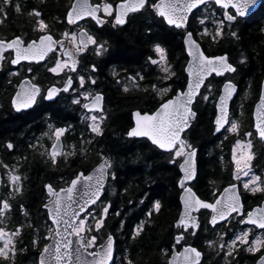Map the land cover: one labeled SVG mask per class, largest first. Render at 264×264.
I'll return each instance as SVG.
<instances>
[{
	"label": "flooded vegetation",
	"instance_id": "flooded-vegetation-1",
	"mask_svg": "<svg viewBox=\"0 0 264 264\" xmlns=\"http://www.w3.org/2000/svg\"><path fill=\"white\" fill-rule=\"evenodd\" d=\"M74 1L76 0H11L5 4L0 0V42L4 44L0 48V57H3L0 58V209H3L5 201L9 204L8 209L0 212V230L5 234V238L0 239V248L2 243L10 239V244L5 248L8 259L0 256V264H39V255L55 231L44 207L54 199L46 186L51 185L59 192L68 187L80 173L86 175L103 158L108 163L109 176L106 185L110 180L112 182L111 197L116 194L113 182L129 171L139 181V207H143L147 221L157 212L154 208L156 202L173 213L169 241L159 248L156 257L158 264H169L173 254L181 253L189 247L201 252L199 264H264V245L259 246L258 251H248L249 245L237 241L231 254L225 255L229 251L228 243L241 232L248 231L249 242L257 236L264 240V229L247 223L249 213H264V191L244 188V183L253 174L261 177V181L257 183L260 188H264V138L255 130L253 116L254 106L261 96L264 67L238 66L239 63H234L226 53L235 71L225 72L221 76L211 74L205 80L192 105L195 115L190 118L189 127L181 133L185 145L190 146L182 150L183 155L175 156V151L180 150L179 143L169 151L157 148L146 138L129 137L127 133L133 125L131 119V125L123 136L132 142L140 141L144 146L124 147L123 152L126 155L121 156V162L116 161V164L109 154L99 150L96 162L89 168L88 165L83 168L82 165L88 161V149H93L94 145L98 149L102 148L97 145V141L105 133L109 121L107 100L118 97L115 87L122 93L151 91L150 97L159 100V105L184 89L187 80V57L184 50L185 58L178 54L173 56L163 43L157 40L148 42L149 38L154 37L153 33L164 31L165 28L177 31L180 29L181 34L184 31L182 28L168 26L163 17L158 15L152 6L158 0H146L142 8L128 12L124 24L115 23L116 6L124 0H86L91 7L100 6L96 16L102 23L98 24L91 16L86 15L76 23L69 24L68 12ZM105 3L112 4L110 16L103 9ZM16 5H19V11L16 10ZM33 10L40 12L39 18L32 14ZM38 19L45 22V29H39ZM82 31L86 32L87 41L91 36L97 43L87 42L84 51L77 56L75 70H72V60L64 54L62 47H70L75 51ZM65 33L69 36L65 37ZM72 33L76 34L75 42L72 41ZM41 35H51L54 41L61 43L56 44L43 60H21L17 64L11 62L16 58L14 49L7 47L11 40L20 37L22 46L27 47L33 41L39 43ZM118 37L130 41V45L135 48H144L136 63L125 66L116 56L119 49H110L109 42ZM99 45H103V51L97 55L95 49ZM156 45L164 49L165 59L162 60L161 69L151 64V59L158 57L154 49ZM57 60L63 63L67 61V66H63L58 73H53L49 69L55 67ZM246 60L242 56L243 62L240 63H245ZM164 67L169 68L168 73L162 70ZM81 76L84 77L83 86L79 79ZM126 77L137 85L135 89L125 85ZM227 81L233 83L236 92L229 103L226 124L215 133L216 101L222 85ZM29 84L40 88L41 92L30 108L16 111L12 99ZM50 87L59 90L51 100L45 98ZM65 87L68 91H63ZM159 88L168 91L159 96L156 92ZM96 95L101 97V110L84 108ZM88 115H103L98 124L100 134L90 129ZM232 122L237 125L235 131L230 130ZM56 128L66 129L59 141L54 135ZM237 141H240L239 145ZM9 143L13 146L11 149L7 147ZM57 143L60 147L56 149L53 163V145ZM234 148L236 158L240 160L239 167L233 159ZM193 150L195 175L191 180H183L181 165L184 164L186 155ZM131 151H135L137 155H128ZM249 155L252 157L250 161L247 160ZM109 160L112 164L111 178ZM245 163L250 168L248 176L240 171ZM141 180H144V185ZM182 181L184 187L181 186ZM106 185L102 197L80 214V218L92 211L106 195ZM252 186L250 184V188ZM184 188H191L199 199L212 204L217 200L226 201L235 195L241 206L239 214L231 213L222 222L212 225V209L198 208L190 212V216L198 222L197 226H178L179 223L176 222L184 212ZM168 193L175 200L174 207L167 208L165 200ZM107 202L110 205L109 200ZM241 219L245 222L240 223ZM106 232L111 233L108 230ZM82 235L86 238V243L88 231ZM34 240L38 241L36 245L33 244ZM102 240L98 237L95 246L87 247L86 250L94 251ZM116 250L115 238L113 264H119L120 260Z\"/></svg>",
	"mask_w": 264,
	"mask_h": 264
},
{
	"label": "snow or ice",
	"instance_id": "snow-or-ice-1",
	"mask_svg": "<svg viewBox=\"0 0 264 264\" xmlns=\"http://www.w3.org/2000/svg\"><path fill=\"white\" fill-rule=\"evenodd\" d=\"M5 4L11 2V0H3ZM206 0H167V3L164 0H161V4L152 5L157 9L158 15L162 16L164 20L167 21L169 25H174L176 28H183L185 22L188 19V14L192 12L193 9H196L198 5L205 4ZM146 3V0H124L123 4H119L116 6V15H115V23L116 24H124V17L130 11H137L142 8ZM217 5H221L223 8H228L231 5L232 8L235 9V12L239 16H243L245 11L251 6L255 5L256 0H215ZM99 5L95 7H91L87 5L86 0H79V3L74 4L72 9L68 12V23L74 24L77 20H80L83 16H91L97 23H102L101 19L96 16V12L99 10ZM103 9L106 15H112V4L105 3L103 5ZM16 10L19 11V5H16ZM2 11V10H0ZM37 18L40 17V12L33 10V13ZM237 15H231L229 12H224V17L228 21H234L237 18ZM203 23V21H201ZM218 25H223V20L217 22ZM38 27L40 30L45 29L47 26L42 19H38ZM207 32V29H205ZM222 34V28L217 27L215 36H220ZM65 37H68L69 34L65 33ZM233 36L236 33H232ZM72 41L75 42L76 34H71ZM88 43L96 44L97 42L91 36L88 37ZM61 43L60 41H54L51 35H41L39 38V43L33 41L29 43L27 47H23V41L20 37H16L11 40L8 44V48L14 49L16 53V58L11 62L13 64L19 63L21 60H36L40 61L45 58V56L53 51L56 44ZM185 44L188 46V54L192 57V59L188 62V67L185 71L188 72L190 80L188 89L185 93L178 94L174 99H169L160 104V107L155 111L149 114L148 112L141 113L140 111L135 112L133 115L135 117V126L132 127L127 135L129 137H147L152 141V143L158 146L161 149L165 150H173L176 145L179 143L180 150L175 151V156L183 155V149L186 146L184 141L181 139V133L189 126V120L191 117L195 115L191 111L189 105L192 103L194 95L197 90L204 83L206 77L210 76L212 73H215L217 76L223 75L225 72H234L235 68L227 61L225 56H210L205 55L204 51L200 49L198 43L192 38V33H187L185 37ZM86 43L83 39L80 40L78 46H76L77 52H83L86 47ZM4 44L0 42V48H3ZM62 51L69 58L72 57V53L68 51L66 48L62 47ZM96 54L99 55L103 51V45H99L95 49ZM155 51L160 55V59H165L164 49L159 45L155 46ZM3 58V57H0ZM243 62V61H242ZM152 64H158L157 60H151ZM76 61L72 60V70H75ZM63 66H67V61L64 62V65L61 64L59 60H57L55 67L49 69V71L53 73H58L59 70L62 69ZM94 70V69H93ZM165 73L169 72L168 67H164L162 69ZM174 75V73H171ZM168 78V77H165ZM81 86L84 84V77L80 78ZM142 79V77H141ZM95 81H93L94 83ZM68 83H71V79H69ZM155 88V86H153ZM234 86L232 84H227L225 86V94L222 96V101L230 98L232 92L234 91ZM59 90L50 87L47 90L46 99L51 100ZM63 91H68V88L65 87ZM162 91L167 92L168 89H163ZM40 88L35 85H27L18 91L12 99V105L16 109V111H20L21 109L30 108L35 102L37 96L40 94ZM87 95V94H85ZM206 99V97H205ZM101 97L96 95L93 97L91 104H85L84 108H96L99 106V101ZM74 103H78V101H74ZM261 113L257 116V131L261 138H264V96L261 97ZM221 115L217 118V131L223 126L222 121H225L226 111L221 106ZM92 121L95 122L98 117L92 116ZM226 122V121H225ZM51 128V125L49 126ZM93 132L100 134V128L98 124L93 123L90 126ZM237 125L235 122L231 124V131H235ZM66 129L64 128H56L55 129V137L56 140L59 141L60 137L64 134ZM248 135H251L249 133ZM240 144V141H237V145ZM250 146V142H249ZM9 149L13 146L9 143L7 145ZM60 145H53V163H55L56 149L59 148ZM195 155L194 150L189 152L187 157L185 158L184 164L181 165V170L184 172L183 180H191L195 173L193 168L192 159ZM251 156L247 157V160H251ZM233 159L236 161L237 166H240V160L236 158V149H233ZM244 176H248L250 172V168L248 163H245L243 167L240 169ZM104 177H105V165H101L97 168L93 174L85 176L83 173H80L76 179L71 181V184L66 189H61L59 192L55 191L51 185H47L49 194L53 196L55 199L49 201V204L44 205L45 208L49 209L48 215L52 220V223L56 225L55 230V245L54 248H50L48 245H45L43 252H41V261L40 264H48V260L45 258V253L48 254L56 264H61L64 255H69L67 251L65 253H61L60 249L64 248L67 250L69 246L73 243L71 239L68 237L75 235L77 237L76 243L80 244L81 248H87L92 246L96 241V236L92 235L90 238H87V242L85 243V237L82 235L86 230L91 231V227L89 226L87 229L85 227L86 221L88 217H92L95 222V229L99 230L102 227V219L97 220L91 211L87 212L83 218H80V213L85 212V209L91 205L95 204L96 200L99 198L101 190L104 186ZM14 179H19L18 177H14ZM83 181L82 187H77L78 182ZM261 181V177L252 175L251 179L248 182L244 183V188L246 190L256 191L261 190L264 191V188H260V184L257 182ZM250 184L253 186L250 188ZM181 186L184 187L183 181L181 182ZM235 186H233L234 188ZM228 191L227 189L225 190ZM185 196L182 197L184 202V212L181 214L179 225H184L185 228L191 224L195 227V221L192 216H190V212L193 210H198V208L204 209H212L213 216L211 218L212 224H216L217 220L226 219L231 213L239 214L240 204L239 199L235 195L227 198L226 201L217 200L215 204L207 203L201 199H199L191 188H184ZM79 194L80 200H76V196ZM51 205V207L49 206ZM75 205V207H74ZM161 205L159 202L154 204V208L158 211ZM9 204L5 201L3 203V209H0V212H3L4 209H8ZM104 212H107V208L104 209ZM151 215V214H149ZM240 223H244L245 221L241 219ZM247 223L255 224L258 228L264 229V213L256 214L249 213L247 217ZM61 225H63V230H61ZM71 229V231H69ZM142 230L141 228L137 229V233ZM135 235V234H134ZM248 231L241 232L235 235V238L232 239L227 247L229 249L225 255H230L231 251L234 250L236 246V242L240 241L241 244L249 245L248 251H258L259 246L264 245V240L261 237L257 236L254 240L249 242L248 240ZM5 234L2 230H0V239H4ZM10 242V241H9ZM179 242V241H177ZM38 241L34 240L33 244L36 245ZM211 243V242H209ZM8 247V242L5 243L4 248H0V256H3L5 259H8V254L5 252V248ZM223 248L224 246L221 245ZM77 264H80V249L77 250ZM94 259L89 261H84L83 264H108V261L112 259V237L109 236L105 245L101 246V250L96 253H92ZM182 255V264H199V258L201 253L197 251L196 248L190 247L185 249ZM14 256V252H13ZM128 264H132V261L129 260ZM172 264V262H170Z\"/></svg>",
	"mask_w": 264,
	"mask_h": 264
},
{
	"label": "trees",
	"instance_id": "trees-1",
	"mask_svg": "<svg viewBox=\"0 0 264 264\" xmlns=\"http://www.w3.org/2000/svg\"><path fill=\"white\" fill-rule=\"evenodd\" d=\"M220 12L221 9L216 7L213 2H209L193 12L188 19L187 28L199 40L203 51L206 54L227 53L232 61L239 55L245 56L247 59L245 63H239L238 66L264 67V5L246 18H237L232 23L231 29L224 28L222 34L213 39L216 33L214 20L219 19ZM233 32L236 33L235 36L232 35ZM153 36L149 38L148 42L157 40L166 46L170 55L178 54L185 58L180 29L177 31L173 28H165L164 31L160 32L159 30L153 33ZM109 45L110 49H119L120 52L116 56L125 66L136 63L144 51V48H135L130 45V41L120 37L112 39ZM115 91L118 97L108 98L106 104L109 113L106 131L97 141V145H101L103 149L101 147L98 149V146L93 144V149L87 151L88 161L82 165L83 168L87 165L89 168L96 162L99 150L109 154L116 164V161H118L117 163L121 162V156L126 155L123 152L124 147L144 146L140 141L132 142L125 139L123 135L127 127L131 125L132 110L152 111L157 107L159 100L151 98L150 93L152 94V92L148 90L122 93L119 88L115 87ZM149 97L151 100L148 99ZM134 154L137 155L135 151H131L128 155ZM137 161L140 160L137 159ZM138 183V179L133 178L129 171L122 174L116 182H113L116 194L111 197L106 190V195L94 208L96 210L94 216L97 219L105 200H109V210L101 229L102 235L108 230L116 238L119 264H128L129 260L132 261V264H158L156 257H158L159 248L163 243L169 241L168 235L172 229L174 217L170 210L166 211V207L162 208L161 206L153 214L152 219L147 221L142 211L143 207H139ZM141 183L144 185V180H141ZM165 201L167 208L174 207L175 200L171 193H168ZM119 226H122V229H119ZM138 228L142 230L136 234Z\"/></svg>",
	"mask_w": 264,
	"mask_h": 264
},
{
	"label": "water",
	"instance_id": "water-1",
	"mask_svg": "<svg viewBox=\"0 0 264 264\" xmlns=\"http://www.w3.org/2000/svg\"><path fill=\"white\" fill-rule=\"evenodd\" d=\"M164 2L165 3H167V0H164ZM207 2H213L214 3V5L215 6H217V7H219V8H221L222 9V12H221V18H222V20L224 21V22H234V21H228L227 19H225V17H224V12H229V14H231V15H237L236 14V12H235V9L234 8H232L231 7V5H229V7L228 8H223L221 5H217L216 3H215V0H206V2L205 3H207ZM262 2H263V0H256V3H255V5H253V6H251L250 8H248L246 11H245V14L243 15V16H239V15H237V18H246V17H248L249 15H251L252 13H254L255 11H257L258 9H259V7L261 6V4H262ZM77 3H79V0H76V1H74V3H73V5L74 4H77ZM124 2H122V3H120V4H123ZM159 4H161V0H158L157 2H156V5H159ZM204 5V4H203ZM202 5H198L197 6V8L196 9H193L192 10V12H194L195 10H197L198 8H200ZM155 10L157 11V9L155 8ZM230 10H232V12L230 11ZM191 12V13H192ZM191 13H189L188 14V18H189V16L191 15ZM125 18V17H124ZM164 19V18H163ZM165 21V23L168 25V26H174V25H169L168 23H167V21L166 20H164ZM187 23H188V19H187V21L185 22V25H184V27L182 28L183 30H184V33H183V36H182V39H181V41H182V45H183V48H184V52H185V55H186V57H187V61H186V64H185V69L189 66L188 65V62L192 59V57L191 56H189V54H188V46L185 44V37H186V35H187V33H192L190 30H187ZM175 27V26H174ZM192 38H193V40H195L196 41V43H198L199 44V46H200V49L203 51V49H202V47H201V44H200V42L198 41V40H196L195 38H194V36H193V34H192ZM81 39H83L84 41H85V43L87 44V37H86V32L85 31H82L81 32V34H80V38H79V40H81ZM85 49V48H84ZM68 51H70L71 53H72V57H71V60H77V56H78V54L79 53H81V52H77L76 50L75 51H73L72 50V48H70V47H68V49H67ZM205 53V52H204ZM205 55H207L206 53H205ZM210 56H225L226 58H227V61H228V57H227V54L226 53H222V54H216V55H210ZM229 62V61H228ZM230 63V62H229ZM231 64V63H230ZM233 67H234V65L233 64H231ZM185 73H186V75H187V80H186V84H185V87H184V89L182 90V91H177V93L173 96V97H171L170 99H174L178 94H182V93H185L186 91H187V89H188V85H189V80H190V77H189V74H188V72L187 71H185ZM212 74H215V73H212ZM216 75V74H215ZM209 77V76H208ZM208 77H206L205 78V80L208 78ZM205 80H204V82H205ZM232 84L233 85V83L232 82H229V81H227V82H225L223 85H222V87H221V93H220V95L218 96V98H217V101H216V117H215V120H214V123H215V133L216 132H219L222 128H223V126L226 124V122H227V114H228V107H229V103H230V101L232 100V98H233V96H234V94H235V92H236V87L234 86V91L232 92V94H231V96H230V98H228V99H226V100H223L222 101V96H224V94H225V86L227 85V84ZM204 84V83H203ZM203 84L201 85V87L203 86ZM201 87L197 90V92H196V94L194 95V98H193V100H192V103L189 105V107L191 108V111L193 112V110H192V105H193V103H194V101H195V98H196V96L198 95V93H199V91H200V89H201ZM262 96H264V80H263V84H262V90H261V96H260V98H259V100H258V102L255 104V106H254V111H253V116H254V128H255V130H257V127H256V125H257V116L261 113V111H262V109H261V97ZM93 100V99H92ZM92 100L90 101V102H88V103H92ZM169 100V99H168ZM165 101H167V100H165ZM164 102V101H163ZM162 103V102H161ZM160 103V104H161ZM160 104L152 111V112H155L159 107H160ZM221 106H223V108L225 109V111H226V117H225V121H222V124H223V126L220 128V130L219 131H217V124H216V120H217V118L221 115V111H220V109H221ZM97 110V111H99V110H101V100L99 101V106L98 107H96V108H93V110ZM137 111H139V110H137V109H134L132 112H131V119H132V127H134L135 126V117H134V113L135 112H137ZM152 112H148L149 114H151ZM141 113H143V112H141ZM194 113V112H193ZM131 127V128H132ZM189 127V126H188ZM187 127V128H188ZM131 128H129V130L131 129ZM186 128V129H187ZM185 129V130H186ZM128 130V131H129ZM258 132V131H257ZM136 138H146L152 145H154L153 143H152V141L150 140V139H148L147 137H136ZM154 146H156V145H154ZM157 148H159L158 146H156ZM159 149H161V148H159ZM161 150H165V149H161ZM188 155V154H187ZM187 155H186V157H187ZM185 157V158H186ZM184 161H185V159H184ZM192 163H194V157H193V159H192ZM101 165H105V177H104V186H103V188H102V190H101V193H100V196H99V198L96 200V202L102 197V195H103V193H104V187H105V185H106V183H107V180H108V163H107V159L106 158H103L102 160H100L85 176H87V175H91V174H93L94 173V171L97 169V168H99ZM76 179V178H75ZM82 184H83V181H79L78 182V185H77V187H82ZM69 187V186H68ZM67 188V187H66ZM66 188H64V189H66ZM76 198V200H80V196H79V194H77V196L75 197ZM55 199V198H54ZM53 199V200H54ZM95 202V203H96ZM47 204H49V203H47ZM93 204H91V205H89L86 209H85V212L89 209V207L90 206H92ZM50 207H51V205H49ZM74 207H75V205H74ZM47 209V212H49V209L48 208H46ZM84 212H82V213H80V214H83ZM214 214V213H213ZM49 216V215H48ZM213 216V215H212ZM212 216L210 217V222H211V218H212ZM50 219V218H49ZM51 220V219H50ZM179 220H180V218L177 220V224L179 223ZM223 220H225V219H223ZM223 220H220V219H218L217 220V223H219V222H222ZM52 221V220H51ZM211 224H212V222H211ZM189 225H191V224H189ZM195 225L197 226L198 225V222L195 220ZM212 225H214V224H212ZM55 226V230H56V225H54ZM61 230H63V225H61ZM69 231H71V229L69 230ZM54 233H55V231L52 233V235H51V237H50V240H49V242L47 243V245L50 247V248H54V245H55V239H56V237H55V235H54ZM109 236H111L112 237V259L111 260H109L108 261V264H113V260H114V247H115V238H114V236L112 235V234H108V235H106L105 237H104V239L102 240V242L101 243H99L97 246H96V249L94 250V251H92V252H89V251H87L85 248H81L80 247V244H78V243H76V240H77V237L75 236V235H72V236H70V237H68V239H71L72 241H73V243L69 246V248L67 249V250H65L64 248H61L60 249V251H61V253L63 254V253H65V251H67L68 253H69V255H64L63 256V259H62V261H61V264H77V259H76V257H77V249L79 248L80 249V257H81V261H80V264H83V262L84 261H89V262H91L93 259H94V257H93V255H91L92 253H96L97 251H99V250H101V246L102 245H105L106 244V242H107V239H108V237ZM190 248V247H189ZM187 249V248H186ZM44 250V249H43ZM43 250L41 251V252H43ZM185 251V250H184ZM184 251L183 252H181V253H175V254H173L172 256H171V259H170V261H169V264H170V262H172V264H182V255L181 254H183L184 253ZM198 251V250H197ZM200 252V251H199ZM201 253V252H200ZM201 257H202V254H201V256H200V258H199V262H200V260H201ZM45 258L48 260V264H56V262L55 261H53L50 257H48V254L47 253H45ZM40 261H41V253H40V255H39V264H40ZM257 264H259V263H257Z\"/></svg>",
	"mask_w": 264,
	"mask_h": 264
},
{
	"label": "rangeland",
	"instance_id": "rangeland-1",
	"mask_svg": "<svg viewBox=\"0 0 264 264\" xmlns=\"http://www.w3.org/2000/svg\"><path fill=\"white\" fill-rule=\"evenodd\" d=\"M218 16H219V19H215L214 20L215 28L217 29V27L219 26V27L222 28V31H223L224 28L231 29L232 24L225 23L224 21H223V25H218L217 22L222 20L221 19V16L220 15H218ZM157 56L158 57H156L155 59H151V60H157L158 61V64H152V63L151 64L153 66L155 65L156 67H158L159 69H161V67L163 65V61L160 60V55L158 53H157ZM241 61H242V56L241 55L237 56L236 59L234 60V62L236 64L240 63ZM61 64L64 65L63 62H61ZM125 85L128 88H131V89H135L137 87V85L134 82H132V83L130 82V80H129L128 77L125 78ZM162 90H163L162 88H159V89L156 90V92H157V94H159V96L164 93V91H162ZM92 116H96V115H88V118L91 121V123L89 124V127L91 125H93V123L99 124L100 120L103 118V115H97L96 117H98V119L95 122H93L92 119H91ZM90 129H91V127H90ZM111 166H112V164H111V162L109 160V173H110V178L112 177ZM106 188L108 190V194L109 195H112V193H113V187H112L111 180L109 181L108 185H106ZM109 206L110 205L108 204L107 200H105V204L102 207V209L100 210V212H99V214L97 216V220H101V219H102V221L104 220V218L106 217V213H107V212L106 213L104 212V209L107 208V211H108L109 210ZM91 212L93 213V215H95L96 210L93 209ZM90 218H92V217L91 216L88 217V222L86 221L87 222V226L88 227L89 226L91 227V231H88V237L87 238H90L92 235H95L96 236V241H97L98 240V237H100L102 235V229L100 228L99 230H96L95 229V222L93 221V219H90ZM106 234L107 233H105L104 235H102L101 236V239H103ZM9 241H10V239H9ZM9 241H8V245L10 244ZM96 241H95V243H96ZM95 243L92 246H95ZM4 246H5V243H2V247L1 248H4ZM92 246H90V247H92ZM117 259H118V257H117Z\"/></svg>",
	"mask_w": 264,
	"mask_h": 264
}]
</instances>
